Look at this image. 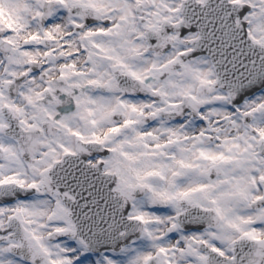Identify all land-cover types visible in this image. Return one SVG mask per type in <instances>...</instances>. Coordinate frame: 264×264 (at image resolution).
I'll use <instances>...</instances> for the list:
<instances>
[{
	"label": "snow or ice",
	"instance_id": "1",
	"mask_svg": "<svg viewBox=\"0 0 264 264\" xmlns=\"http://www.w3.org/2000/svg\"><path fill=\"white\" fill-rule=\"evenodd\" d=\"M0 264H264V0H0Z\"/></svg>",
	"mask_w": 264,
	"mask_h": 264
}]
</instances>
